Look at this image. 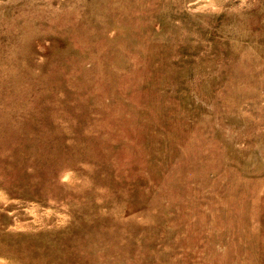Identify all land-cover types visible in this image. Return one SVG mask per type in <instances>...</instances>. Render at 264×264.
Here are the masks:
<instances>
[{"label": "rangeland", "instance_id": "obj_1", "mask_svg": "<svg viewBox=\"0 0 264 264\" xmlns=\"http://www.w3.org/2000/svg\"><path fill=\"white\" fill-rule=\"evenodd\" d=\"M0 264H264V0H0Z\"/></svg>", "mask_w": 264, "mask_h": 264}]
</instances>
